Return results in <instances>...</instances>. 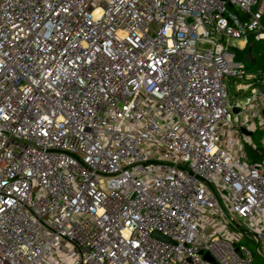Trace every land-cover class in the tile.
I'll return each instance as SVG.
<instances>
[{"label":"built area","instance_id":"built-area-1","mask_svg":"<svg viewBox=\"0 0 264 264\" xmlns=\"http://www.w3.org/2000/svg\"><path fill=\"white\" fill-rule=\"evenodd\" d=\"M249 36L264 0H0V264L264 261Z\"/></svg>","mask_w":264,"mask_h":264},{"label":"trees","instance_id":"trees-1","mask_svg":"<svg viewBox=\"0 0 264 264\" xmlns=\"http://www.w3.org/2000/svg\"><path fill=\"white\" fill-rule=\"evenodd\" d=\"M249 47H251L253 63L250 66L245 65L246 71L264 72V39L256 41L253 36H249L247 38L246 46L243 50L231 47L235 54V60L245 63L244 57ZM257 143L258 142L256 141V144ZM244 150L250 163H256L261 158V153L257 145L254 147L245 145Z\"/></svg>","mask_w":264,"mask_h":264},{"label":"rangeland","instance_id":"rangeland-1","mask_svg":"<svg viewBox=\"0 0 264 264\" xmlns=\"http://www.w3.org/2000/svg\"><path fill=\"white\" fill-rule=\"evenodd\" d=\"M231 44L235 47H238V41H231ZM234 87L229 84L228 86V93H229V96L232 98V103L235 101V100H240L241 101V105L244 106V98H245V95L239 97V94H236L234 92ZM237 120L239 122H241L243 120V115L242 114H239L236 118H234V120ZM253 122L257 125V132L256 134L254 135V137L252 138L253 139V142L256 143V141L259 139L260 136L263 135L264 133V129H262L261 127L264 128V122L261 126V122L259 121V119H256V118H252ZM243 226V230H246L244 225ZM243 244H245V246L247 247V249L250 251V254H251V258L253 260V264H264V261L263 259H261V257L257 254L256 250H255V244L251 241H249L247 238L244 237V241L242 242Z\"/></svg>","mask_w":264,"mask_h":264},{"label":"crops","instance_id":"crops-1","mask_svg":"<svg viewBox=\"0 0 264 264\" xmlns=\"http://www.w3.org/2000/svg\"><path fill=\"white\" fill-rule=\"evenodd\" d=\"M246 43L247 42H245L244 40H238V44H239L238 47H235L233 45L232 46L235 47V48H237V49H239V50H243L245 48V46H246ZM253 73H256V72H248V74H253ZM253 83H254L253 80H244V81L240 82L241 86H243V89H245V90H243V89L242 90H238L236 88V82H234L233 80H230L229 81L228 86H229V84H231L234 87V89H235L234 92L236 94H239V97H241L243 95H245V97H246L247 95H249V89L246 90L245 86L251 85ZM254 86H256V84ZM252 137H254V134H253Z\"/></svg>","mask_w":264,"mask_h":264},{"label":"water","instance_id":"water-1","mask_svg":"<svg viewBox=\"0 0 264 264\" xmlns=\"http://www.w3.org/2000/svg\"><path fill=\"white\" fill-rule=\"evenodd\" d=\"M244 62L247 66H250L253 63V58H252V54H251V47H249L247 49L246 55L244 57ZM263 88H260V91H262ZM234 113H236V110H233ZM262 116L264 117V109H262L261 111ZM244 134L246 135H251V133L247 132L246 130L242 129L241 130ZM154 236L164 242H168V239H166L165 237L161 236L159 233L155 232Z\"/></svg>","mask_w":264,"mask_h":264}]
</instances>
